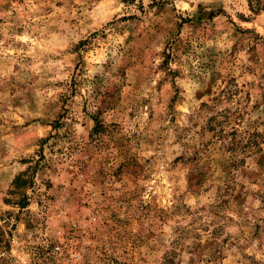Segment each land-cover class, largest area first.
<instances>
[{"label":"rangeland","instance_id":"obj_1","mask_svg":"<svg viewBox=\"0 0 264 264\" xmlns=\"http://www.w3.org/2000/svg\"><path fill=\"white\" fill-rule=\"evenodd\" d=\"M0 264H264V0H0Z\"/></svg>","mask_w":264,"mask_h":264}]
</instances>
